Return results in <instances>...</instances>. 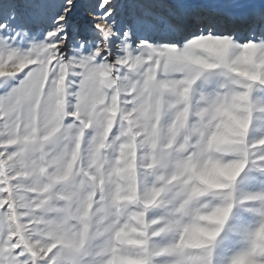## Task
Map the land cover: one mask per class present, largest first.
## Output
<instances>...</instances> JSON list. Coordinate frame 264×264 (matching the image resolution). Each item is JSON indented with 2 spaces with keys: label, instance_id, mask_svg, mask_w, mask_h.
Segmentation results:
<instances>
[{
  "label": "snow or ice",
  "instance_id": "6c2138e0",
  "mask_svg": "<svg viewBox=\"0 0 264 264\" xmlns=\"http://www.w3.org/2000/svg\"><path fill=\"white\" fill-rule=\"evenodd\" d=\"M0 264H264V0H0Z\"/></svg>",
  "mask_w": 264,
  "mask_h": 264
}]
</instances>
